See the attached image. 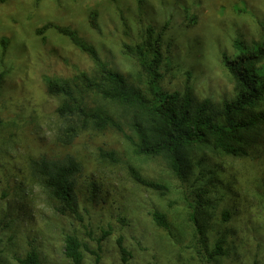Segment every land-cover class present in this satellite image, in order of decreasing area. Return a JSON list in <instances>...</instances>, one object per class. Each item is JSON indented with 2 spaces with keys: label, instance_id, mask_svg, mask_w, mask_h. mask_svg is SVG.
I'll return each mask as SVG.
<instances>
[{
  "label": "rangeland",
  "instance_id": "obj_1",
  "mask_svg": "<svg viewBox=\"0 0 264 264\" xmlns=\"http://www.w3.org/2000/svg\"><path fill=\"white\" fill-rule=\"evenodd\" d=\"M92 14L99 29L91 25ZM49 23L74 30L139 85L146 73L125 45L141 42L152 27L161 36L163 88L230 101L236 92L226 60L264 43V0L0 1V264H17L15 255L31 249L42 264H72L63 251L68 233L89 248L85 264H264V143L245 157L192 151L183 178L163 159L135 155L114 129L88 130L72 146H61L60 98L48 93L46 80H74L95 69L66 35L55 28L39 32ZM258 73L264 76V62ZM107 150L120 161L101 155ZM70 152L84 168L78 213L63 215L31 180L27 162ZM130 164L168 190L136 182ZM155 209L166 213L170 230L155 223ZM217 239L228 250L219 263L210 258ZM118 240L132 253L127 262Z\"/></svg>",
  "mask_w": 264,
  "mask_h": 264
},
{
  "label": "trees",
  "instance_id": "obj_2",
  "mask_svg": "<svg viewBox=\"0 0 264 264\" xmlns=\"http://www.w3.org/2000/svg\"><path fill=\"white\" fill-rule=\"evenodd\" d=\"M90 21L92 27L99 29L95 14ZM49 28L66 35L88 53L95 69L94 75L81 72L74 80L58 76L46 80L48 93L60 98L56 109V141L61 146H72L88 130L114 129L129 140L135 155L163 159L173 173L183 178L192 151L203 149L245 157L264 143V109L260 107L264 100V76L258 73L264 62V43L226 60L236 95L230 101L215 102L196 98L190 88L183 92L163 88L161 36L154 35L152 27L146 30L141 42L125 45L127 53L137 59L146 73L143 85L131 82L111 68L98 50L71 28L49 23L39 32ZM101 155L112 162L120 161L114 150L102 151ZM83 168L82 160L71 152L63 156H33L27 162L31 180L45 191L56 211L63 215L78 213V178ZM128 170L136 182L162 193L168 190L166 184L142 176L133 165H128ZM152 217L159 227L170 230L165 212L155 209ZM195 222L202 235L199 242L206 247L205 231L196 216ZM118 243L122 261H129L132 253L121 240ZM224 243V239L216 240L210 254L213 261L219 263L220 256L227 254ZM85 249L89 248L78 235L66 234L63 251L72 264H85ZM15 260L17 264H42L36 249L15 255Z\"/></svg>",
  "mask_w": 264,
  "mask_h": 264
}]
</instances>
